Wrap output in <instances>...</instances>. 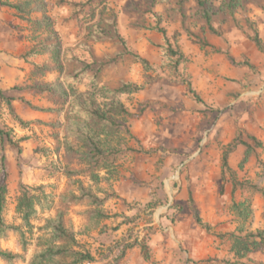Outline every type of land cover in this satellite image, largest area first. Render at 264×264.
Listing matches in <instances>:
<instances>
[{
  "label": "rangeland",
  "instance_id": "obj_1",
  "mask_svg": "<svg viewBox=\"0 0 264 264\" xmlns=\"http://www.w3.org/2000/svg\"><path fill=\"white\" fill-rule=\"evenodd\" d=\"M5 1L18 7L0 4V87L13 97L11 107L6 100L1 104L0 124L22 146L19 153L0 141V185L4 155L9 223H22L16 212L21 181L40 197L31 226H22L27 249L18 233L10 232L0 241L2 248L25 256V262L14 264L31 261L46 232L45 223L59 213L80 246L98 258L96 263L84 264H112L109 260L122 239L138 244L128 251L126 260L116 264H264L263 243L245 239L250 232L264 230V196L251 187L264 189V141L261 147L249 150L242 145L243 151L230 154L236 169L231 168L246 188L225 204L237 224L235 230L217 233L207 225L208 248L219 244L228 253L194 259L186 232L183 238L175 229L189 207L179 199L194 168L207 160V179H214L223 151L235 134L243 131L246 140L247 134L254 135L248 129L258 111L264 124V52L253 39L258 33L264 44V0H204L218 34L209 31L196 0H91L84 7L64 0ZM92 12L96 16L92 22H100L103 35L92 29L94 35L89 36ZM113 12L126 47L112 39ZM157 27L166 31L168 41L185 58L167 53L166 39ZM196 36L207 39L213 48L194 42ZM125 48L148 59L152 68L147 70L129 54L110 61L101 71L97 97L106 101L102 86H141L135 92L118 94L132 113L127 124L135 139L127 135L124 139L134 150L99 178L73 177L104 199L100 207L89 201L67 203L65 196L79 191L66 169L80 166L65 146L68 106L61 96L52 97L36 88L66 84L67 75L88 63L80 88L93 90L88 84L97 69L93 61L110 60ZM35 64L41 67L36 69ZM30 110L38 117L31 119ZM17 116L31 122L21 125ZM69 142L77 147L74 139ZM231 176L225 174L223 181ZM224 192L223 187L221 197ZM97 209L109 217L96 218ZM126 218L130 223H121ZM151 225L154 233L148 229ZM237 240L243 243L238 250ZM141 242L148 246V259L141 253ZM0 264L6 262L0 258Z\"/></svg>",
  "mask_w": 264,
  "mask_h": 264
},
{
  "label": "trees",
  "instance_id": "obj_2",
  "mask_svg": "<svg viewBox=\"0 0 264 264\" xmlns=\"http://www.w3.org/2000/svg\"><path fill=\"white\" fill-rule=\"evenodd\" d=\"M63 1V0H62ZM200 9L202 16L205 20L206 26L212 33H220L214 27L211 13L205 7L204 0H196ZM63 3L69 4L71 6L84 7L91 3L89 0L87 3L63 1ZM0 4L16 6L17 4L8 3L5 0H0ZM229 5L231 3H228ZM231 6V5H230ZM95 13L92 12L90 24L87 27L89 29V36L94 35V30L97 29L98 32L103 35L104 30L99 21L92 22L95 20ZM44 22L50 23L49 20ZM110 23L113 26L115 35L114 37L104 36L112 38L121 43L126 47V40L118 34L117 30V14L112 13ZM157 29L163 34L166 39L167 48L166 51L170 56H178V59L185 58L184 54L177 47L173 45L166 38V31L162 27H157ZM189 35H194L189 30H186ZM103 37V38H104ZM254 41L256 45L264 52V44L259 38L258 33L254 36ZM194 42L201 44L202 46H212L207 39L196 36ZM213 48V46H212ZM131 55L134 59L141 62L143 66L148 70L151 69V64L148 59L141 56L139 53L132 50L124 49L115 57L110 60H94L93 63L97 65L96 71L90 75L89 87L93 90L86 89L81 90L80 86L83 83V79L88 72L91 64H84V66L72 74L67 75L66 84L52 83L45 84L37 87V91L40 93H47L50 96H61L65 103L67 104V123L65 125V146L69 153L76 155L79 160L80 166L78 168H68L66 169V174L73 179V183L78 186V193H71L65 196L67 203L69 202H82L89 201L96 207H100L104 199L99 198L95 195L89 186H84L81 183L80 178H73L74 176L88 175L93 178H99L102 171L108 172L112 171L117 165V161L128 152L134 150L125 141V137L135 139L132 134L129 125L127 124V118L132 115V113L126 108L125 104L118 99V94L135 92L141 88V86L133 83H123L121 86L115 89H109L106 86L100 88L101 92L106 91V101L101 102L97 97V87L99 85L100 74L106 65L110 61H115L124 55ZM233 61L234 59L231 58ZM41 66L35 64V68H40ZM191 91L192 88H191ZM13 97H7L5 92L0 87V108L1 104L6 100L9 106L12 105ZM17 121L24 126L29 125L30 120H24L23 118L17 116ZM247 140L244 138L243 131H239L235 134L233 139L227 144L223 151L222 156V175L230 173L231 181L233 184V191L239 187H245V183L238 180L234 174L230 163L229 157L233 153L238 145H245L247 149H253V147H261L263 142L259 140L256 136L247 134ZM69 139H74L77 142V147L74 146ZM0 141L3 143H8L9 145L17 148L18 152L22 151V146L19 139H15L12 136L11 130L0 124ZM72 141V140H71ZM1 165L3 171V182L0 185V241L5 238L8 233L14 232L21 235L23 249H27V240L25 232L22 226H31L30 219L36 214L37 205L40 204V197L37 195L32 187L24 184L22 181L19 185V195L17 198L16 212L18 216L22 219L21 224L9 223L5 216L6 208V182L8 177L7 167L5 164V156H1ZM256 191L261 192L264 196V189L251 186ZM189 205L193 210L195 219L199 225L203 227H208L204 224L198 209L195 206V201L191 193H189ZM95 217L108 218L109 214L103 212L100 209L95 210ZM128 224L130 220L126 218L123 222ZM118 224L116 228H119ZM46 232L44 236L41 237V244L38 251L34 254L33 258L28 264H84V263H96L98 258L96 255L88 248L80 246L77 242L75 234L66 226L63 213H59L55 218L47 220L43 228ZM151 232L155 230L154 226L148 227ZM247 238L259 239L264 245V230H256L255 232H250ZM239 239V237H237ZM145 240V239H144ZM143 240V242H145ZM141 242V253L145 259L150 257L148 246ZM241 241L237 240L235 245H241ZM138 244V241L129 242L125 240H119L113 251V256L110 258L109 263L116 264L120 261L127 252ZM243 244V243H242ZM0 258L6 262V264H14L19 260L25 262V256L22 253H15L4 249L0 245Z\"/></svg>",
  "mask_w": 264,
  "mask_h": 264
},
{
  "label": "crops",
  "instance_id": "obj_3",
  "mask_svg": "<svg viewBox=\"0 0 264 264\" xmlns=\"http://www.w3.org/2000/svg\"><path fill=\"white\" fill-rule=\"evenodd\" d=\"M30 113L31 119H35L39 115L31 110ZM258 113L254 115V123L248 131L254 134L259 140L264 141V134L262 132L263 129L261 127L264 124L261 120L262 116ZM242 145L243 144L238 145L235 151H243ZM233 153H231V155H233ZM229 163L233 169H236L232 165V156L231 160L229 159ZM194 169V176L186 182L182 191L183 194L180 197L181 199H179L181 200V203L182 199L187 201L189 207L179 216L180 221L175 229L177 234L179 233L181 237H183V234L186 232L189 244L191 245V254L195 257L194 259L209 260L211 257H219L221 255V251H227L228 253V250H223L222 247L219 248V244L212 249L208 248L207 227L199 225L195 219L193 210L189 205V193L193 196L195 206L198 209L204 224L211 227L213 232L215 231L220 233L232 230L234 231L237 227L233 215H229V211H226L225 204L232 202V196H235L237 193H242V191L246 190V188L239 187L233 191L232 181H223L221 167L219 171L216 172L214 179H207V160H204L201 166H196ZM223 187L225 188V192L223 197H221L220 192ZM216 191L220 194L218 193V195H216ZM126 255L122 258V261L126 260ZM219 263H221V261H217V264Z\"/></svg>",
  "mask_w": 264,
  "mask_h": 264
}]
</instances>
